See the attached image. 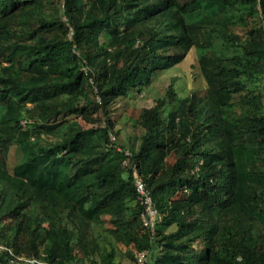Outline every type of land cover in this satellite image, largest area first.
I'll use <instances>...</instances> for the list:
<instances>
[{"label":"trees","instance_id":"16d2710c","mask_svg":"<svg viewBox=\"0 0 264 264\" xmlns=\"http://www.w3.org/2000/svg\"><path fill=\"white\" fill-rule=\"evenodd\" d=\"M194 48L196 90L173 74ZM0 71V264H136L144 249L149 264H264V0H0ZM14 143L28 177L7 167ZM234 143L263 145L242 201Z\"/></svg>","mask_w":264,"mask_h":264},{"label":"rangeland","instance_id":"374dc122","mask_svg":"<svg viewBox=\"0 0 264 264\" xmlns=\"http://www.w3.org/2000/svg\"><path fill=\"white\" fill-rule=\"evenodd\" d=\"M200 16V15H199ZM199 16L190 15L187 17L188 20H196ZM216 48L218 51L223 50V45L221 42L216 43ZM200 49L194 48L188 56L179 64L180 69L177 72H173V74H182L181 81L187 86L188 89H197L202 88L205 85V81L203 75L201 73L198 57L200 55ZM1 74V71H0ZM170 82L169 75L167 72L162 73L160 77L155 78L152 83L148 86H143L141 89H136L134 94L129 97V102L132 108H130L129 115L132 117H139L142 113V110L152 104L154 97L161 95L164 93L165 87ZM136 93V94H135ZM130 116V119H131ZM128 118L127 114L124 115L123 119ZM122 121L119 122L121 124ZM118 127V125H117ZM263 149V145L261 143H255L250 145H237L233 144L234 154L237 160V165L239 168V184H238V198L242 199L243 194V184L246 181H251L252 177L250 175V162L257 161ZM22 151L20 149L19 143H14L10 146L9 150H7L4 159L7 164V167L12 172L21 174L22 176L28 177V165L23 164L21 162ZM178 157V153H172L167 161L168 163H172ZM110 236L109 233L103 232L100 236L101 239H107ZM122 256L120 259L124 261H129L127 256H125L126 248L122 245ZM119 247V248H120ZM109 249L112 246L109 244ZM131 264H135V261H131Z\"/></svg>","mask_w":264,"mask_h":264},{"label":"built area","instance_id":"2783aa9c","mask_svg":"<svg viewBox=\"0 0 264 264\" xmlns=\"http://www.w3.org/2000/svg\"><path fill=\"white\" fill-rule=\"evenodd\" d=\"M23 123L25 124L26 121L23 120ZM111 139L115 140L116 135L111 134ZM125 153L127 155L130 154L129 149L125 150ZM124 164H129V159L124 160ZM134 175H135V185H136V191L138 194V200L142 205V224L144 227H146L151 234L152 237H155L157 235V223L162 219V213L160 211V208L157 204V201L155 200L153 196L152 189H150L146 181L144 180L143 176L138 172L135 165H133ZM151 252L148 249L142 250L137 258H136V264H149ZM20 259L26 260L29 264H71V263H60L57 260H52L49 258V255L47 252L43 251L40 256H33V257H18ZM114 264V263H109Z\"/></svg>","mask_w":264,"mask_h":264}]
</instances>
